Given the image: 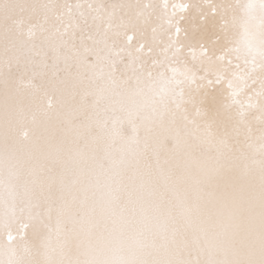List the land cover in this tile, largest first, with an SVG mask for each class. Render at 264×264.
Listing matches in <instances>:
<instances>
[{
	"label": "snow or ice",
	"instance_id": "snow-or-ice-1",
	"mask_svg": "<svg viewBox=\"0 0 264 264\" xmlns=\"http://www.w3.org/2000/svg\"><path fill=\"white\" fill-rule=\"evenodd\" d=\"M0 264H264V0H0Z\"/></svg>",
	"mask_w": 264,
	"mask_h": 264
}]
</instances>
